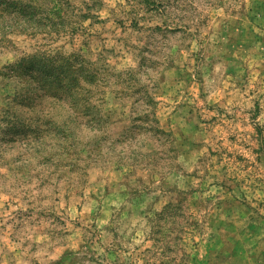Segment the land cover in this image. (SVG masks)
<instances>
[{
    "label": "clouds",
    "instance_id": "1",
    "mask_svg": "<svg viewBox=\"0 0 264 264\" xmlns=\"http://www.w3.org/2000/svg\"><path fill=\"white\" fill-rule=\"evenodd\" d=\"M0 264H264V0H0Z\"/></svg>",
    "mask_w": 264,
    "mask_h": 264
},
{
    "label": "rangeland",
    "instance_id": "2",
    "mask_svg": "<svg viewBox=\"0 0 264 264\" xmlns=\"http://www.w3.org/2000/svg\"><path fill=\"white\" fill-rule=\"evenodd\" d=\"M213 155H215V153H212Z\"/></svg>",
    "mask_w": 264,
    "mask_h": 264
}]
</instances>
